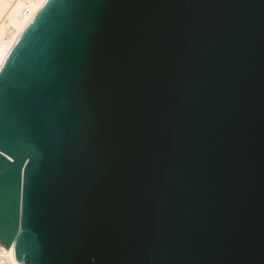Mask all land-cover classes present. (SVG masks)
Masks as SVG:
<instances>
[{
	"label": "water",
	"instance_id": "obj_1",
	"mask_svg": "<svg viewBox=\"0 0 264 264\" xmlns=\"http://www.w3.org/2000/svg\"><path fill=\"white\" fill-rule=\"evenodd\" d=\"M0 244L264 264V0H47L0 69Z\"/></svg>",
	"mask_w": 264,
	"mask_h": 264
},
{
	"label": "bare ground",
	"instance_id": "obj_2",
	"mask_svg": "<svg viewBox=\"0 0 264 264\" xmlns=\"http://www.w3.org/2000/svg\"><path fill=\"white\" fill-rule=\"evenodd\" d=\"M47 0H0V69L22 31ZM0 247L4 246L0 244ZM2 262L21 264L14 246L3 252Z\"/></svg>",
	"mask_w": 264,
	"mask_h": 264
},
{
	"label": "built area",
	"instance_id": "obj_3",
	"mask_svg": "<svg viewBox=\"0 0 264 264\" xmlns=\"http://www.w3.org/2000/svg\"><path fill=\"white\" fill-rule=\"evenodd\" d=\"M3 246V245H2ZM5 247V246H4ZM3 252L5 253L6 252V249H4L3 247H0V259L3 258ZM9 262V261H8ZM8 262H2L0 261V264H10Z\"/></svg>",
	"mask_w": 264,
	"mask_h": 264
}]
</instances>
